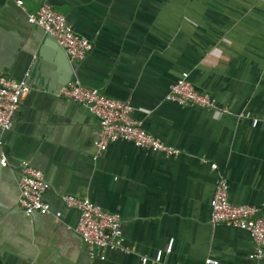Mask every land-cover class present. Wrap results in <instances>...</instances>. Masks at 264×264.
<instances>
[{
    "label": "crops",
    "instance_id": "1",
    "mask_svg": "<svg viewBox=\"0 0 264 264\" xmlns=\"http://www.w3.org/2000/svg\"><path fill=\"white\" fill-rule=\"evenodd\" d=\"M42 2L91 42L81 61L70 64L26 21ZM22 7L0 0V74L29 73L13 126L0 134V264H140L169 238L164 264H255L247 232L208 221L217 177L209 163L225 176L231 203L264 204V125L235 116L264 114V0H24ZM182 71L228 113L165 101ZM71 78L128 100L144 129L179 153L114 142L94 157L96 119L56 96ZM22 159L42 171L50 185L42 198L58 218L25 216L15 205ZM60 194L118 213L132 252L88 259L73 230L76 213Z\"/></svg>",
    "mask_w": 264,
    "mask_h": 264
},
{
    "label": "built area",
    "instance_id": "2",
    "mask_svg": "<svg viewBox=\"0 0 264 264\" xmlns=\"http://www.w3.org/2000/svg\"><path fill=\"white\" fill-rule=\"evenodd\" d=\"M19 9H23L24 0H11ZM26 21L39 27L44 34L50 35L57 46L63 51L68 62L81 61L91 50L92 44L85 37L76 33L66 21L64 15L42 2L34 11L25 12ZM28 70L19 77L0 74V134L9 131L13 126V118L22 99L29 90ZM56 96L83 105L87 112L97 121L96 140L94 142V157L101 154L110 143L126 142L135 148L164 157L176 156L179 151L148 133L142 121L132 116L133 107L128 100L111 98L100 90L82 85L77 79L71 78L61 84ZM165 101L179 106H194L222 114L228 113L226 107L217 104L215 98L208 92L196 88L188 78V73L182 71L168 85L163 97ZM236 118L246 119L251 128L264 125V114L251 115L248 111L237 113ZM6 163L0 140V166ZM209 168L217 172V177L208 199L209 218L212 225L243 230L252 241V249L248 258L255 264H264V204L260 206L231 203L228 200V183L217 169L215 163H209ZM18 194L15 205L25 215H51L55 219L59 211H51L49 204L42 195L50 189L42 171L28 160L22 159L17 180ZM59 200L67 209L76 213L74 232L80 239L84 253L90 260H103L105 251H119L129 254L132 249L123 236L121 217L116 212H110L90 201L86 196L60 194ZM172 249V238L166 240L163 248L153 255L139 256L140 264H164V259ZM206 264H216V261L206 259Z\"/></svg>",
    "mask_w": 264,
    "mask_h": 264
},
{
    "label": "water",
    "instance_id": "3",
    "mask_svg": "<svg viewBox=\"0 0 264 264\" xmlns=\"http://www.w3.org/2000/svg\"><path fill=\"white\" fill-rule=\"evenodd\" d=\"M10 1H11V0H10ZM11 2H12V1H11ZM12 3H13V2H12ZM41 31H42V30H41ZM45 36H46V37H51V36L48 35V34H45ZM51 38H52V37H51ZM61 51H62V50H61ZM62 52H63V51H62ZM65 57H66V56H65ZM67 61H68V60H67ZM34 214H35V213H34ZM31 215H32V214H31ZM31 215H30V216H31Z\"/></svg>",
    "mask_w": 264,
    "mask_h": 264
}]
</instances>
